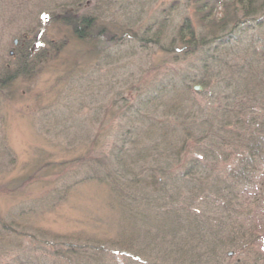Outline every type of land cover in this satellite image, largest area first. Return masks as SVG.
I'll return each instance as SVG.
<instances>
[{
    "label": "rangeland",
    "instance_id": "obj_1",
    "mask_svg": "<svg viewBox=\"0 0 264 264\" xmlns=\"http://www.w3.org/2000/svg\"><path fill=\"white\" fill-rule=\"evenodd\" d=\"M84 15L81 39L65 19ZM187 19L208 39L194 0H0V264H68L69 248L98 264H264V167L254 204L230 202L259 195L233 184L239 153L208 174V199L162 179L199 157L177 156L167 103L210 101L179 83L202 60L179 50Z\"/></svg>",
    "mask_w": 264,
    "mask_h": 264
},
{
    "label": "trees",
    "instance_id": "obj_2",
    "mask_svg": "<svg viewBox=\"0 0 264 264\" xmlns=\"http://www.w3.org/2000/svg\"><path fill=\"white\" fill-rule=\"evenodd\" d=\"M194 1L201 25L209 29V37L200 38L201 35L189 19L181 26V42H178L180 52L185 56L198 54L202 60L200 74L179 83L188 88L192 83L202 85L205 94L210 95V101L206 106L196 101L178 103L174 96L171 103H167L172 112L178 111L176 122L182 132L179 137L186 138V141L179 142L181 149L177 156L197 153L199 157L192 160L184 175L172 177L169 174L162 179L173 181L184 188L194 184L193 189L189 188V196L208 199L207 184L204 183L208 174L220 171L224 162L239 153L240 167L237 169H240L238 175H233V184L240 188L241 185L253 187L254 193L259 195H251L247 189L237 194L231 191L230 202L244 197L254 204L255 197L260 196L257 186L262 185L256 184V171L264 167V14L260 18L256 16L263 10L264 0ZM77 19L67 17L65 21L74 26L79 38L90 37L92 32L84 34L81 29L91 30L95 18L84 15ZM250 33L252 36L249 37ZM243 35H247V39ZM27 42L23 40L19 46L22 70L29 65L32 57ZM175 115L173 113L167 117L172 118ZM166 170L168 169L163 170V173H169ZM197 176L199 178L195 179ZM140 177L136 174L132 181ZM259 179L264 181V171ZM261 199L264 200V195H261ZM227 207L232 209L231 205ZM95 251L99 250L94 249L91 252ZM78 253L79 251L69 248L56 252V257L60 262L67 261L68 264H87L80 259L88 261L89 264H98L96 262L100 260L99 258L92 262L98 256L90 251L82 253L84 257L81 258Z\"/></svg>",
    "mask_w": 264,
    "mask_h": 264
},
{
    "label": "water",
    "instance_id": "obj_3",
    "mask_svg": "<svg viewBox=\"0 0 264 264\" xmlns=\"http://www.w3.org/2000/svg\"><path fill=\"white\" fill-rule=\"evenodd\" d=\"M17 43H18V41L16 40V41H15V44H17ZM11 55L13 56V53H11ZM194 90H195L196 92H203V91H204V89H203L202 86H194ZM229 255L232 256L233 253H231V254H229Z\"/></svg>",
    "mask_w": 264,
    "mask_h": 264
},
{
    "label": "flooded vegetation",
    "instance_id": "obj_4",
    "mask_svg": "<svg viewBox=\"0 0 264 264\" xmlns=\"http://www.w3.org/2000/svg\"><path fill=\"white\" fill-rule=\"evenodd\" d=\"M14 45H15V47H19L20 46V41L18 40V43L17 44H15L14 43ZM15 54H13V56H14Z\"/></svg>",
    "mask_w": 264,
    "mask_h": 264
}]
</instances>
